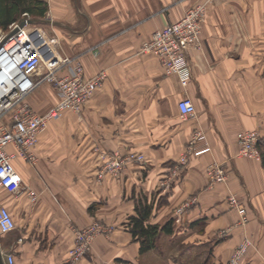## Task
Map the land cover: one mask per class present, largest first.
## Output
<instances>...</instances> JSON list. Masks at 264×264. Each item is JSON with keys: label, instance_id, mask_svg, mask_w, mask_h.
<instances>
[{"label": "crops", "instance_id": "1", "mask_svg": "<svg viewBox=\"0 0 264 264\" xmlns=\"http://www.w3.org/2000/svg\"><path fill=\"white\" fill-rule=\"evenodd\" d=\"M47 1L43 21L60 49L78 57L88 77L107 78L81 114L66 111L41 132L35 165L13 161L25 192L0 186V207L17 224L0 236L4 263L11 254L15 264H72L74 228L100 222L114 230L95 237L76 264H228L246 243L241 264H264V0ZM198 3L207 4L202 48L188 54L184 87L140 46ZM186 96L196 105L188 119L178 108ZM251 130L260 135V161L240 155L237 134ZM198 131L211 150L182 165ZM134 154L146 160L105 168ZM214 162L226 182H213ZM231 195L246 207V224ZM146 201L154 205L149 223L172 222L173 232L141 253L128 224Z\"/></svg>", "mask_w": 264, "mask_h": 264}, {"label": "built area", "instance_id": "2", "mask_svg": "<svg viewBox=\"0 0 264 264\" xmlns=\"http://www.w3.org/2000/svg\"><path fill=\"white\" fill-rule=\"evenodd\" d=\"M207 18V5L199 3L185 10L178 21L157 29L151 38L140 46L143 54L158 56L168 75H177L182 86L187 87L192 79L188 59L191 50L202 48V30ZM25 21L24 26H20ZM30 16L13 23L8 30L0 28V186L10 194L19 197L24 187L19 172L13 165L15 159L35 165L38 157L35 149L39 144L41 132L49 123L65 111L82 113L87 102L98 88L102 87L107 74L100 71L88 77L78 57L66 55L58 50V40L49 37L42 26H32ZM14 32V33H13ZM50 84L57 97L56 105L45 113L34 110L29 100L44 84ZM182 118L196 115L194 101L186 96L178 103ZM205 135L198 131L188 152L181 159L182 165L188 163L190 155H202L211 150ZM198 141H203L197 145ZM240 155L260 161V135L257 131H241L237 134ZM13 147L14 151L9 149ZM145 156L134 154L126 158L109 159L105 168L110 171L123 169L128 162H144ZM177 173V171H176ZM213 182H226L227 173L221 164L214 162L210 167ZM27 194L36 202L38 194L30 189ZM230 204L241 217V224L248 222L246 207L238 196L229 197ZM186 206L178 209L182 215ZM17 228L16 221L7 207H0V236L9 234ZM113 226L93 222L84 228H74L75 242L69 252L72 264L79 262L91 251L92 241L100 235H109ZM248 243L234 253L228 264H241ZM6 264H15L13 255L8 254Z\"/></svg>", "mask_w": 264, "mask_h": 264}, {"label": "trees", "instance_id": "3", "mask_svg": "<svg viewBox=\"0 0 264 264\" xmlns=\"http://www.w3.org/2000/svg\"><path fill=\"white\" fill-rule=\"evenodd\" d=\"M48 10L47 0H0V28L8 30L25 15L30 16L32 20H42ZM153 208V203L140 202L136 208L137 216H132L128 224L133 237L141 243V253L154 249L160 234L173 232L172 222L164 226L149 223Z\"/></svg>", "mask_w": 264, "mask_h": 264}, {"label": "rangeland", "instance_id": "4", "mask_svg": "<svg viewBox=\"0 0 264 264\" xmlns=\"http://www.w3.org/2000/svg\"><path fill=\"white\" fill-rule=\"evenodd\" d=\"M199 4V3H198ZM206 4V3H205ZM197 5V4H195ZM207 5V4H206ZM194 6V5H193ZM31 18V17H30ZM46 17H44L42 20H32L31 19V24L32 26H42L44 28V30L46 31V33L48 34L49 37L52 38H56V36H52L49 31L47 30V27L44 24V19ZM58 40V39H57ZM57 47L58 50H60L61 52H63L60 47L58 46L57 43ZM56 96L55 92L52 89V86L48 83V84H44L43 86H41V88H39L30 98L29 102L30 104L33 106L34 110H36L39 113H45L48 110H50L51 108H53L56 104V100L54 99V97ZM66 112V111H65ZM63 112L61 114V116L65 113ZM81 114V113H80ZM60 116V117H61ZM59 117V118H60ZM58 119V118H57ZM50 124V123H49ZM49 126V125H48ZM106 226H110L107 225Z\"/></svg>", "mask_w": 264, "mask_h": 264}, {"label": "water", "instance_id": "5", "mask_svg": "<svg viewBox=\"0 0 264 264\" xmlns=\"http://www.w3.org/2000/svg\"><path fill=\"white\" fill-rule=\"evenodd\" d=\"M29 22L31 23L32 21H29ZM25 24H26V22L23 21L20 26H24ZM0 264H5L4 263V258H3V253H2V250H1V244H0Z\"/></svg>", "mask_w": 264, "mask_h": 264}]
</instances>
